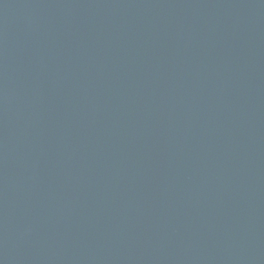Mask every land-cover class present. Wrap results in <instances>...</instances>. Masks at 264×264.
<instances>
[{"label": "water", "instance_id": "water-1", "mask_svg": "<svg viewBox=\"0 0 264 264\" xmlns=\"http://www.w3.org/2000/svg\"><path fill=\"white\" fill-rule=\"evenodd\" d=\"M0 264H264V0H0Z\"/></svg>", "mask_w": 264, "mask_h": 264}]
</instances>
